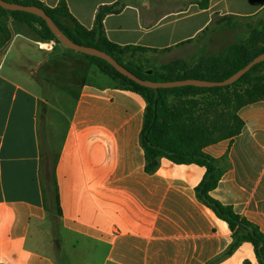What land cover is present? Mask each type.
Segmentation results:
<instances>
[{"label": "crops", "instance_id": "crops-1", "mask_svg": "<svg viewBox=\"0 0 264 264\" xmlns=\"http://www.w3.org/2000/svg\"><path fill=\"white\" fill-rule=\"evenodd\" d=\"M64 1L88 29L118 3L104 19L111 42L191 63L220 47L223 21L264 13V0ZM8 17L25 24L0 16V264H260L199 196L205 167L161 157L148 169L141 94L27 24L36 37H10ZM238 116L239 135L204 149L225 170L210 196L264 234V101Z\"/></svg>", "mask_w": 264, "mask_h": 264}, {"label": "trees", "instance_id": "trees-1", "mask_svg": "<svg viewBox=\"0 0 264 264\" xmlns=\"http://www.w3.org/2000/svg\"><path fill=\"white\" fill-rule=\"evenodd\" d=\"M6 1L26 6H37L45 10L55 24L74 43L104 51L139 78L154 82L185 79L223 81L264 53V29L255 30L245 43L232 45L221 55L202 59L194 67H190L183 61H176L166 66L164 72H158L152 77H147L144 73L146 69L135 66L124 58L129 51H146L147 49L121 47L111 42L106 35L104 19L108 14L118 13L121 10L118 3L114 6L100 7L96 14L94 27L88 29L75 19L64 0L53 8L45 6L38 0ZM200 6L208 8L209 1L205 0ZM8 14L32 27L43 40L61 44L41 17L28 12L9 11L0 6V16ZM85 56L102 72L113 78L119 86L138 92L145 98L147 112L142 131V144L145 149L148 169L156 168L158 159L161 157H166L177 164L195 163L205 167L206 174L197 188L199 196L220 218L228 222L232 230L239 228L236 244L243 241L253 243L260 264H264V234L255 225L237 215L231 207L222 205L210 196V192L217 187L225 170L219 167L214 158L204 152L207 146L221 140L234 138L240 134L243 123L238 116V110L242 106L264 101V62L257 64L236 83L225 87L186 86L152 89L141 86L125 77L103 59ZM242 84H246L242 93L235 92L232 98L224 94L230 88ZM203 93H210L225 103H231L232 100L236 101L230 113L233 121L229 123V118L228 120L223 119V116L217 113L218 109L212 102L206 104L197 113H193L194 106L197 104L196 101H191L192 105L188 107L184 104V106L181 104L171 106L169 103L170 96L182 98ZM212 116L217 120L212 122ZM216 131L219 132L218 135H215ZM50 203L51 209L60 214L59 198L54 192L50 195Z\"/></svg>", "mask_w": 264, "mask_h": 264}, {"label": "rangeland", "instance_id": "rangeland-1", "mask_svg": "<svg viewBox=\"0 0 264 264\" xmlns=\"http://www.w3.org/2000/svg\"><path fill=\"white\" fill-rule=\"evenodd\" d=\"M7 19H9L10 21L6 22L5 25L8 27L10 37H12L11 35L14 34L13 32H23V33L26 32V34H31L36 37L35 31L32 29H29L25 24L14 23L11 21V17H8ZM223 23H225V26L217 29L214 32V36H217L220 47H218V49L217 48L214 49L215 53H213V55L203 56V58L201 59L199 58L200 60L205 59V58H210L212 56L221 55L230 46L235 45V44L245 43L253 31L263 30L264 29V13L256 17H252V18H241V19L238 18L234 20H228V22L223 21ZM0 40H1V36H0ZM223 46H225V48L222 50ZM40 47L45 49L46 45L37 44V48L40 49ZM124 58L127 62H131L135 66L144 68L146 70H152L153 73L151 75H147V77H152L158 72H164L165 71L164 68L166 66L176 61H183L190 67H194L200 61L198 59L199 60V61L197 60L198 62L191 63V62H188L187 59L186 60L179 59L175 54H165V53L156 52V51H140V50L139 51L137 50L129 51L125 54ZM245 88H246V84H242V85L230 88L227 92H224V94L232 98L235 92L242 93ZM191 101L197 102V104L194 106L193 113L194 112L197 113V111L203 108L206 104L212 102L214 103V106L217 107L218 109L217 113L219 115H222L223 119L228 120L229 118L230 119L229 123L233 121L232 115L230 113L236 101L232 100L231 103L230 102L225 103V102H222L217 97L212 96L210 93L192 94L189 97H182V98L180 97L174 98L170 96L169 98V103L171 106L181 104V106L185 105L188 107L192 105ZM216 120L217 119H215L214 116H212L211 121L213 122ZM215 133H216L215 135L219 134L218 131H216Z\"/></svg>", "mask_w": 264, "mask_h": 264}, {"label": "water", "instance_id": "water-1", "mask_svg": "<svg viewBox=\"0 0 264 264\" xmlns=\"http://www.w3.org/2000/svg\"><path fill=\"white\" fill-rule=\"evenodd\" d=\"M0 6L9 11H22L32 13L38 17H41L46 21L48 27L52 31V33L56 36L58 41L76 52L98 57L107 61L110 65H112L119 73L128 77L132 81L138 83L141 86L152 88V89H171L178 87H186V86H195L199 88H212V87H225L228 85H232L240 80L245 74L252 70L257 64L264 62V53L256 57L252 62L246 65L244 68L239 70L237 73L232 75L231 77L223 80V81H207L200 79H185L179 81H167V82H154L147 79H141L136 76L134 73L129 71L123 65H121L118 61H116L113 57L107 54L104 51L93 47H87L83 45H79L74 43L53 21V19L45 12V10L37 7V6H26L18 3L8 2L6 0H0ZM146 75H151L153 73L152 70H145Z\"/></svg>", "mask_w": 264, "mask_h": 264}]
</instances>
